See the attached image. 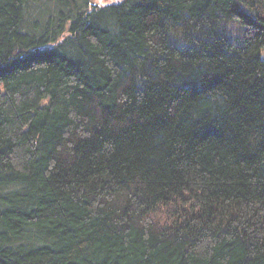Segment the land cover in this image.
Returning <instances> with one entry per match:
<instances>
[{"label": "trees", "instance_id": "trees-1", "mask_svg": "<svg viewBox=\"0 0 264 264\" xmlns=\"http://www.w3.org/2000/svg\"><path fill=\"white\" fill-rule=\"evenodd\" d=\"M0 264H264V0H0Z\"/></svg>", "mask_w": 264, "mask_h": 264}, {"label": "rangeland", "instance_id": "rangeland-1", "mask_svg": "<svg viewBox=\"0 0 264 264\" xmlns=\"http://www.w3.org/2000/svg\"><path fill=\"white\" fill-rule=\"evenodd\" d=\"M122 0H93V3L95 5H108V4H113V3H117L120 2Z\"/></svg>", "mask_w": 264, "mask_h": 264}]
</instances>
